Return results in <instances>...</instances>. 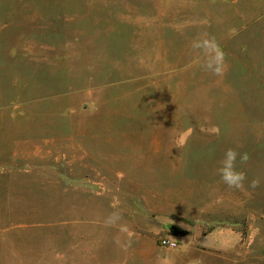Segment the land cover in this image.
<instances>
[{
    "label": "rangeland",
    "instance_id": "1",
    "mask_svg": "<svg viewBox=\"0 0 264 264\" xmlns=\"http://www.w3.org/2000/svg\"><path fill=\"white\" fill-rule=\"evenodd\" d=\"M0 261L264 264V0H0Z\"/></svg>",
    "mask_w": 264,
    "mask_h": 264
},
{
    "label": "clouds",
    "instance_id": "2",
    "mask_svg": "<svg viewBox=\"0 0 264 264\" xmlns=\"http://www.w3.org/2000/svg\"><path fill=\"white\" fill-rule=\"evenodd\" d=\"M215 63L217 65L215 73L217 75H222L226 67L223 53L217 54ZM238 159L240 164H247L250 156L247 152L240 153L234 148L226 149L216 168V174L220 177L221 182L233 190L247 191L248 189L255 190L260 187L261 182L258 178L248 181L246 173L237 169L236 165ZM253 231L258 232L259 230L254 228Z\"/></svg>",
    "mask_w": 264,
    "mask_h": 264
},
{
    "label": "built area",
    "instance_id": "3",
    "mask_svg": "<svg viewBox=\"0 0 264 264\" xmlns=\"http://www.w3.org/2000/svg\"><path fill=\"white\" fill-rule=\"evenodd\" d=\"M160 244L162 246H167V247H174L176 245L174 242L166 240V239L161 240Z\"/></svg>",
    "mask_w": 264,
    "mask_h": 264
},
{
    "label": "crops",
    "instance_id": "4",
    "mask_svg": "<svg viewBox=\"0 0 264 264\" xmlns=\"http://www.w3.org/2000/svg\"><path fill=\"white\" fill-rule=\"evenodd\" d=\"M6 191V190H5ZM6 196V195H5ZM0 264H1V261H0Z\"/></svg>",
    "mask_w": 264,
    "mask_h": 264
}]
</instances>
